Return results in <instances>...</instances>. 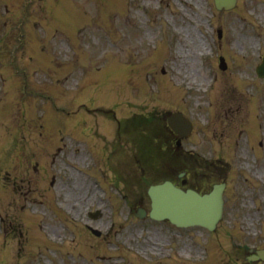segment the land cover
Instances as JSON below:
<instances>
[{
	"label": "rangeland",
	"instance_id": "374dc122",
	"mask_svg": "<svg viewBox=\"0 0 264 264\" xmlns=\"http://www.w3.org/2000/svg\"><path fill=\"white\" fill-rule=\"evenodd\" d=\"M4 1L17 5L21 0ZM27 1L15 6L11 15L26 11L29 16L34 8L40 13L41 29L32 32L34 22L30 23L31 39L25 38V47L16 49L24 48L12 64L10 50L19 37L12 34V23H0V95H9L4 107L12 109L20 102L27 108L30 97L24 102L22 96L29 82L55 109L69 113L78 106L81 112L69 115L75 123L67 128L76 132L63 134L52 146L44 144L46 139L39 136L38 128L42 127L44 134L48 117V121L53 119L52 126L59 123L46 131L53 133L65 123L66 114L53 113L52 118L39 113L37 118L42 120L36 118L35 123L23 108H15L23 115L21 120L15 118L16 125L8 118L12 112L4 118L6 125L1 126L0 119V264H264L247 259L249 247L264 248V77L255 72L264 56V0H238L230 12L216 11L212 0ZM51 3L53 7L46 10ZM11 15L0 17L13 21ZM77 30L87 47L78 40ZM66 39L73 50L65 46ZM31 41L29 46L35 45L29 48L32 64L22 58ZM104 43L118 46V51L101 61L105 49L94 47ZM42 47H49L52 61L47 66L55 71L47 76L48 81L40 79L44 80L41 83L37 62L42 58L48 64V51L41 52ZM94 50H98V60ZM220 55L227 63L225 71L218 69ZM69 56L80 62L69 60ZM85 57L87 62L82 60ZM15 66L21 67V75L18 71L13 75ZM34 69L37 73L28 81L23 73ZM215 73L224 85L231 79L239 87H216L205 93L207 80ZM17 80L19 88L23 85L19 98L14 90ZM47 82L52 95L46 93ZM59 83L60 87L55 86ZM73 90L80 92L73 95ZM243 91L245 98L239 96L233 107L217 106L219 98L233 99ZM44 99L35 97L30 102L52 108ZM167 110L184 111L193 122L191 136L183 143L186 151L200 154L197 173H203L195 179L190 169L192 184L204 189L211 182H226L224 215L212 233L199 227L178 229L139 220L129 212V206L144 204L142 183L131 177L135 184L126 190L125 183H114L107 173L101 174L102 179L98 169L108 160L100 151L90 169L94 154L87 152V141L101 149L97 135L104 140L112 136L115 120L136 121L138 116L150 118ZM215 120L217 131L203 132L201 128ZM83 126L92 128L85 143L73 138ZM57 147L61 151L54 154ZM194 165L190 162L189 166ZM24 167L26 172L20 173ZM140 170L135 164L128 171ZM96 209L101 211L99 218L87 216V211ZM87 226L100 230V236ZM32 236L37 241L40 238L38 244L31 242Z\"/></svg>",
	"mask_w": 264,
	"mask_h": 264
},
{
	"label": "water",
	"instance_id": "95a60500",
	"mask_svg": "<svg viewBox=\"0 0 264 264\" xmlns=\"http://www.w3.org/2000/svg\"><path fill=\"white\" fill-rule=\"evenodd\" d=\"M218 7H229L234 4V0H215ZM160 195L154 197L155 205L163 211L165 208L174 217L177 224L200 223L211 227L219 218L221 212V192L215 189L211 194L204 197L192 195V199L186 200V195L172 193L165 186L156 189ZM191 202V203H190ZM163 211L158 212V217H163Z\"/></svg>",
	"mask_w": 264,
	"mask_h": 264
}]
</instances>
